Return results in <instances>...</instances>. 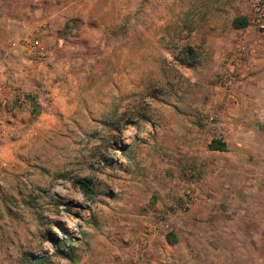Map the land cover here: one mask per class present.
Wrapping results in <instances>:
<instances>
[{"label": "clouds", "instance_id": "9594fccd", "mask_svg": "<svg viewBox=\"0 0 264 264\" xmlns=\"http://www.w3.org/2000/svg\"><path fill=\"white\" fill-rule=\"evenodd\" d=\"M20 4L0 264H264V0Z\"/></svg>", "mask_w": 264, "mask_h": 264}, {"label": "rangeland", "instance_id": "374dc122", "mask_svg": "<svg viewBox=\"0 0 264 264\" xmlns=\"http://www.w3.org/2000/svg\"><path fill=\"white\" fill-rule=\"evenodd\" d=\"M12 2H13V5H15V7H13L12 9V13L9 14L10 21L17 19L16 13H18L21 8L20 0H12ZM58 226L62 227L61 225H58Z\"/></svg>", "mask_w": 264, "mask_h": 264}]
</instances>
